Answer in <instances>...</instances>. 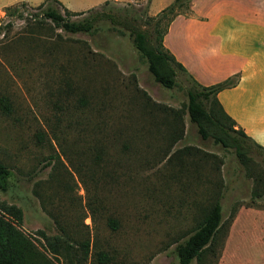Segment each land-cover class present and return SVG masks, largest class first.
Returning a JSON list of instances; mask_svg holds the SVG:
<instances>
[{
  "label": "rangeland",
  "instance_id": "1",
  "mask_svg": "<svg viewBox=\"0 0 264 264\" xmlns=\"http://www.w3.org/2000/svg\"><path fill=\"white\" fill-rule=\"evenodd\" d=\"M26 2L10 15L0 9V24L8 23L0 34V162L11 170L0 203L22 208L20 227L39 246L42 232L61 228L74 240L88 237L110 264H180L175 244L220 189L217 264H264V194L253 198L235 153L190 122L191 77L177 70L176 84L165 88L110 20L66 32ZM146 5L110 1L72 19L105 9L144 20ZM184 146L180 161L176 149Z\"/></svg>",
  "mask_w": 264,
  "mask_h": 264
},
{
  "label": "trees",
  "instance_id": "2",
  "mask_svg": "<svg viewBox=\"0 0 264 264\" xmlns=\"http://www.w3.org/2000/svg\"><path fill=\"white\" fill-rule=\"evenodd\" d=\"M105 1L104 4H108ZM192 0H174L160 13L150 15L145 13L142 20L139 16H129L123 10L107 11L105 9L77 19L86 11L94 12L98 8L73 11L65 7L60 0H43L35 6L41 10L44 18L50 19L57 27L66 32H92L99 19H108L121 33L126 32L132 40L138 53L147 61L148 70L153 73L155 82L171 89L176 84L178 71L184 66L165 47L164 34L174 17L181 13L191 14ZM20 0L5 6V15L17 11L26 5ZM63 10L60 9V7ZM147 7V5H146ZM148 11V7H147ZM146 23V24H145ZM6 24H0V34ZM120 25L122 28L116 27ZM186 88L188 116L191 123L197 127V132L203 139L213 137L214 141L226 150H232L237 160L245 168L248 177L252 180L251 196L260 197L264 194V146L250 137L242 127L225 112L219 103L217 92L234 86L237 77L225 79L209 85H201L193 77ZM175 128V129H174ZM173 138H179L182 128L173 123ZM189 148L176 149L175 157L182 160L183 152ZM204 160L206 155L204 153ZM172 155L168 158L171 159ZM174 158V156H173ZM10 169L0 162V192H6L9 187ZM224 197L223 190H217L210 205L205 208L197 224L190 231L186 239L175 244V252L180 264H217L221 255L223 243L221 235L224 220L222 215ZM237 211V210H236ZM235 214L232 216V218ZM23 219L22 208L16 204L0 203V264H110L112 256L97 246L95 241L88 237L72 239L69 233L61 228L57 235H48L42 232L37 239L39 246L31 235L21 227ZM108 223L114 228L117 220L110 217ZM227 232V230H226ZM225 232V233H226ZM227 234V233H226ZM221 244V245H220Z\"/></svg>",
  "mask_w": 264,
  "mask_h": 264
},
{
  "label": "crops",
  "instance_id": "3",
  "mask_svg": "<svg viewBox=\"0 0 264 264\" xmlns=\"http://www.w3.org/2000/svg\"><path fill=\"white\" fill-rule=\"evenodd\" d=\"M20 0H0V9ZM39 4L43 0H25ZM105 1L73 5V11L98 7ZM174 0H147L150 15ZM192 13H181L169 24L165 47L184 71L201 85L237 77L234 86L217 92L225 112L264 146V0H192Z\"/></svg>",
  "mask_w": 264,
  "mask_h": 264
}]
</instances>
